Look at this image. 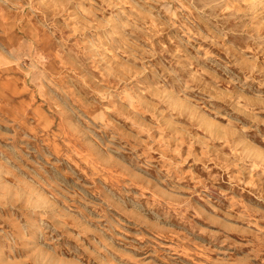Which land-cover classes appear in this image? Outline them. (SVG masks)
I'll use <instances>...</instances> for the list:
<instances>
[{
  "label": "rangeland",
  "instance_id": "1",
  "mask_svg": "<svg viewBox=\"0 0 264 264\" xmlns=\"http://www.w3.org/2000/svg\"><path fill=\"white\" fill-rule=\"evenodd\" d=\"M0 264H264V0H0Z\"/></svg>",
  "mask_w": 264,
  "mask_h": 264
}]
</instances>
